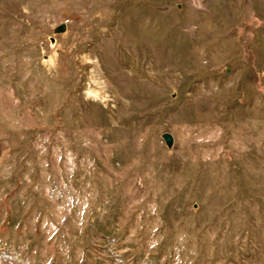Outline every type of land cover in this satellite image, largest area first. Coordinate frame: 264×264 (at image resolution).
<instances>
[{"label": "rangeland", "instance_id": "obj_1", "mask_svg": "<svg viewBox=\"0 0 264 264\" xmlns=\"http://www.w3.org/2000/svg\"><path fill=\"white\" fill-rule=\"evenodd\" d=\"M0 264H264V0H0Z\"/></svg>", "mask_w": 264, "mask_h": 264}, {"label": "water", "instance_id": "obj_2", "mask_svg": "<svg viewBox=\"0 0 264 264\" xmlns=\"http://www.w3.org/2000/svg\"><path fill=\"white\" fill-rule=\"evenodd\" d=\"M62 30H64V26L62 27ZM163 137L165 139V142L168 144V145H171L172 142H173V138H172V135L170 133H164L163 134Z\"/></svg>", "mask_w": 264, "mask_h": 264}]
</instances>
